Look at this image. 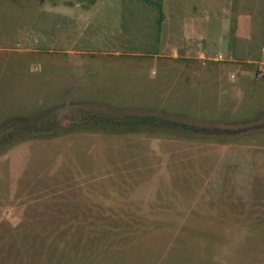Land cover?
<instances>
[{
  "label": "rangeland",
  "instance_id": "1",
  "mask_svg": "<svg viewBox=\"0 0 264 264\" xmlns=\"http://www.w3.org/2000/svg\"><path fill=\"white\" fill-rule=\"evenodd\" d=\"M0 264H264V0H0Z\"/></svg>",
  "mask_w": 264,
  "mask_h": 264
},
{
  "label": "trees",
  "instance_id": "2",
  "mask_svg": "<svg viewBox=\"0 0 264 264\" xmlns=\"http://www.w3.org/2000/svg\"><path fill=\"white\" fill-rule=\"evenodd\" d=\"M159 10L160 13L162 14V4L158 2ZM91 117L90 119L93 120L95 123H102L105 125H113L116 127H121V126H135V125H153V124H158V125H168L175 127V124H177L173 120H163L160 119L159 117H151V116H122V117H113L107 113H100L96 114L93 113L88 118ZM183 126V124H181ZM187 128L188 126H184V128Z\"/></svg>",
  "mask_w": 264,
  "mask_h": 264
},
{
  "label": "built area",
  "instance_id": "3",
  "mask_svg": "<svg viewBox=\"0 0 264 264\" xmlns=\"http://www.w3.org/2000/svg\"><path fill=\"white\" fill-rule=\"evenodd\" d=\"M204 57V56H203Z\"/></svg>",
  "mask_w": 264,
  "mask_h": 264
}]
</instances>
